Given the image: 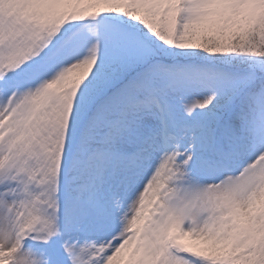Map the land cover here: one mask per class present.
<instances>
[{
	"label": "snow or ice",
	"instance_id": "6c2138e0",
	"mask_svg": "<svg viewBox=\"0 0 264 264\" xmlns=\"http://www.w3.org/2000/svg\"><path fill=\"white\" fill-rule=\"evenodd\" d=\"M0 264H264V0H0Z\"/></svg>",
	"mask_w": 264,
	"mask_h": 264
}]
</instances>
